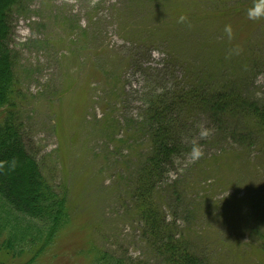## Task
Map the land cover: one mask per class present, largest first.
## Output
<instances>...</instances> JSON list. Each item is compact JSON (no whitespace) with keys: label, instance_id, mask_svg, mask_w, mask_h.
Returning <instances> with one entry per match:
<instances>
[{"label":"rangeland","instance_id":"374dc122","mask_svg":"<svg viewBox=\"0 0 264 264\" xmlns=\"http://www.w3.org/2000/svg\"><path fill=\"white\" fill-rule=\"evenodd\" d=\"M254 2L28 0V15L14 19L11 43L23 130L43 171L65 190L71 219L39 258L0 250V264H89L99 250L158 264L141 240L128 188L134 142L122 145V135L149 87L183 83L208 58L264 104V20L246 19ZM108 103L115 107L106 109ZM205 116L195 113L192 145L201 146V131L211 129ZM201 150L168 174L165 188L182 189L181 199L170 191L159 205L210 264H264L247 219L264 201V151L258 142L246 149L220 140H207Z\"/></svg>","mask_w":264,"mask_h":264},{"label":"trees","instance_id":"16d2710c","mask_svg":"<svg viewBox=\"0 0 264 264\" xmlns=\"http://www.w3.org/2000/svg\"><path fill=\"white\" fill-rule=\"evenodd\" d=\"M30 3L0 0V250L13 258L31 254L30 259L34 260L48 251L69 224L71 215L65 190L43 171L26 144L23 130L18 58L11 43L14 19L28 15ZM232 48L239 49L236 45ZM255 62L252 58L247 61L249 66ZM211 63L214 60L208 58L201 62L207 67L190 71L187 68L185 81L171 83V88L149 87L141 100L139 115L122 135V145L134 142V150L128 155L130 158L134 154L128 161L134 162L128 188L142 223L141 240L158 264H210L192 249L191 239L180 232L181 225L175 218L169 219L158 203V198L166 197L170 191L177 201L181 199L182 189L165 188L168 174L177 163L193 147H205L207 140H220L225 145L238 143L246 149L258 142L264 151V104L247 94L240 77L224 78L228 69L222 66L224 70H218ZM112 107L115 106L106 104V109ZM195 113L206 115L211 122V129H207L210 133L201 146L192 145ZM208 158L211 161L215 156ZM259 205V214L252 211L247 219L264 256V230L257 231L264 226V201ZM89 264L144 263L99 250Z\"/></svg>","mask_w":264,"mask_h":264},{"label":"clouds","instance_id":"9594fccd","mask_svg":"<svg viewBox=\"0 0 264 264\" xmlns=\"http://www.w3.org/2000/svg\"><path fill=\"white\" fill-rule=\"evenodd\" d=\"M186 19H187L186 16L181 15L179 17L178 22L183 23L186 21ZM246 19L253 23L264 20V0H255L254 4L250 8H248L246 11ZM224 31L228 35L229 39H231L233 35V29L231 25H226ZM207 135H208V132L206 130L201 131L200 133L201 138L206 137ZM199 155H201V153L199 152V149L197 147H193L194 158L198 157ZM12 163L14 166L15 162H12Z\"/></svg>","mask_w":264,"mask_h":264}]
</instances>
